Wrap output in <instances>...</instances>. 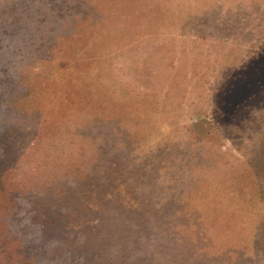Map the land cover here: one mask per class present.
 Returning <instances> with one entry per match:
<instances>
[{
	"label": "rangeland",
	"instance_id": "obj_1",
	"mask_svg": "<svg viewBox=\"0 0 264 264\" xmlns=\"http://www.w3.org/2000/svg\"><path fill=\"white\" fill-rule=\"evenodd\" d=\"M0 264H264V0H0Z\"/></svg>",
	"mask_w": 264,
	"mask_h": 264
}]
</instances>
